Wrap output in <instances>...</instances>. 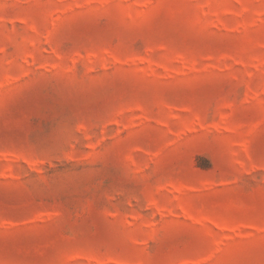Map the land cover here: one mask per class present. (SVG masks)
Here are the masks:
<instances>
[{"label":"rangeland","instance_id":"rangeland-1","mask_svg":"<svg viewBox=\"0 0 264 264\" xmlns=\"http://www.w3.org/2000/svg\"><path fill=\"white\" fill-rule=\"evenodd\" d=\"M0 264H264V0H0Z\"/></svg>","mask_w":264,"mask_h":264}]
</instances>
